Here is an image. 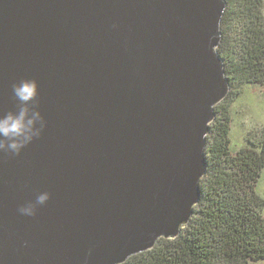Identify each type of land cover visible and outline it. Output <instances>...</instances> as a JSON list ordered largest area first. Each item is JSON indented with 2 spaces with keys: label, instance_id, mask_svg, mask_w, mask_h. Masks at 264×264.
Segmentation results:
<instances>
[{
  "label": "water",
  "instance_id": "water-1",
  "mask_svg": "<svg viewBox=\"0 0 264 264\" xmlns=\"http://www.w3.org/2000/svg\"><path fill=\"white\" fill-rule=\"evenodd\" d=\"M225 0H0V116L36 80L40 139L0 154V264H124L201 199L230 92ZM264 14V7H263ZM35 217L18 209L42 193Z\"/></svg>",
  "mask_w": 264,
  "mask_h": 264
},
{
  "label": "trees",
  "instance_id": "trees-1",
  "mask_svg": "<svg viewBox=\"0 0 264 264\" xmlns=\"http://www.w3.org/2000/svg\"><path fill=\"white\" fill-rule=\"evenodd\" d=\"M218 48L230 92L215 108L205 150L201 199L190 222L172 240L124 264H252L264 262V199L257 186L264 171V129L230 150L232 106L246 85L264 86V0H225Z\"/></svg>",
  "mask_w": 264,
  "mask_h": 264
},
{
  "label": "clouds",
  "instance_id": "clouds-1",
  "mask_svg": "<svg viewBox=\"0 0 264 264\" xmlns=\"http://www.w3.org/2000/svg\"><path fill=\"white\" fill-rule=\"evenodd\" d=\"M12 92L18 101L17 110L0 116V154H7L10 158L20 156L23 149L40 139L47 126L39 111V85L36 80H21L12 85ZM50 199V193L39 194L35 202L22 205L18 212L22 216L35 217L38 208Z\"/></svg>",
  "mask_w": 264,
  "mask_h": 264
},
{
  "label": "rangeland",
  "instance_id": "rangeland-1",
  "mask_svg": "<svg viewBox=\"0 0 264 264\" xmlns=\"http://www.w3.org/2000/svg\"><path fill=\"white\" fill-rule=\"evenodd\" d=\"M232 116L230 150L236 153L247 145L248 133L264 129V86H244L242 94L232 106ZM257 193L264 199V171L257 186ZM252 264H264V262Z\"/></svg>",
  "mask_w": 264,
  "mask_h": 264
}]
</instances>
